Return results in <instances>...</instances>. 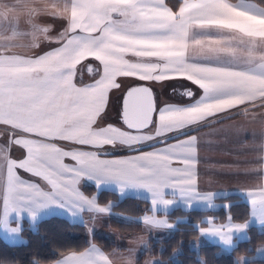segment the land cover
Returning a JSON list of instances; mask_svg holds the SVG:
<instances>
[{"label": "crops", "instance_id": "obj_1", "mask_svg": "<svg viewBox=\"0 0 264 264\" xmlns=\"http://www.w3.org/2000/svg\"><path fill=\"white\" fill-rule=\"evenodd\" d=\"M53 1L54 7L63 1L73 3V0ZM74 1L77 6L71 10L77 9L88 17L93 1ZM193 2L187 12L179 14L184 20L179 22L189 28L188 34L183 33V52L192 50L197 57L206 55L210 51L202 44L203 35L229 36L231 43L223 48L229 51L228 63L222 64L226 60H221L218 64L229 66V70L217 71L220 78L200 85L199 91L192 85L184 87L191 89V95L181 88L180 93L191 97L190 101L163 103L156 108L155 128L135 131L118 119L122 93L119 95L116 85L111 84L114 67L107 72L105 66L110 57L118 63L124 58L121 50L126 49L119 44H101L97 51L103 53L105 60L94 53L95 46L88 44V37L84 46L81 41L64 46L56 43L58 40L47 42L45 31L37 26H24L28 19L34 18L32 13L48 12L46 0H0L1 241L8 245L25 243L23 226L32 230L50 216H62L84 225L87 212L111 210L108 206L115 201L99 202L96 192L88 194L83 190L84 182L92 183L97 191H113L119 199L133 196L147 200L150 213L134 216L114 211V215L122 217V221L136 220L140 226L154 227L160 239L169 236L177 224L189 222L185 217L172 220L158 215L175 208L187 211L222 208L225 212L222 219L208 215L191 224L198 230L200 244L216 243L224 251L249 239L248 226L264 230V6L255 0L231 1L229 17L225 18L216 9L202 14L199 8L202 3L211 10L217 5L216 0ZM191 8L194 10L190 11ZM201 15L223 21L195 20L203 18ZM15 20L20 23L15 25ZM154 28L157 30V25ZM222 28L227 29L226 33L220 32ZM27 51L35 53L29 55ZM88 58L91 59L87 63V76L77 77V73L75 76V65ZM150 69L157 71L152 64ZM208 99L246 100V109L260 112L255 126L257 144L251 146L246 158L252 176L244 187L218 190L199 187V179L206 172L205 158H210L203 143L214 135L207 133L211 129L207 125L197 124L227 107H221L226 102L212 106ZM193 126L197 127L192 128V133H185ZM175 131L179 133L176 136ZM223 146L228 153V146ZM126 147L131 151L125 153ZM112 148L123 150L115 155ZM230 194H239L241 198L229 203L219 201V197ZM237 202L246 205L245 221L232 219L228 211ZM113 259L109 251L90 242L84 250L65 252L47 264H120Z\"/></svg>", "mask_w": 264, "mask_h": 264}, {"label": "rangeland", "instance_id": "obj_2", "mask_svg": "<svg viewBox=\"0 0 264 264\" xmlns=\"http://www.w3.org/2000/svg\"><path fill=\"white\" fill-rule=\"evenodd\" d=\"M92 1V7L87 11L88 17H84L83 13L77 9L74 11L73 9L71 10V8L77 6L74 0L73 3L63 1L59 6L57 5L55 7L53 0H46L45 8H47L48 12L32 13L31 15L34 18L28 19L24 26L39 27L40 30L45 31L44 36L47 42L51 40V43H53L54 41L52 40H58L56 43L59 42L63 46L64 44L70 45L80 41L82 46H84L87 42L86 38L88 37L90 38L88 44L95 46L94 48L96 50L95 52L93 50V52L100 57H103V53L97 51V49L100 48L101 44L105 46L108 44L113 46L119 44L122 49H126L120 52L125 59L122 58L117 63L113 57L108 58L109 60L103 57L106 60L105 66L107 67V72L114 67V74H111V84L116 85L115 89L120 95L128 84L142 80L141 78H150L151 80L142 81L147 82L153 87L157 109L168 101H176L179 103L190 101L191 97H184L180 93L181 88L192 85V87L199 91L201 88L200 85L206 86L209 84V80L220 78V73H216L217 71L229 70V66L218 65L221 60H226L222 61V64L228 63L227 57H229V51L223 48L230 45L229 36L222 34L203 35L205 41L202 44L210 51L206 55L203 52L204 54H200L197 57L196 54H193L194 51L192 50L183 52L184 42L182 37L183 33L185 35L189 33V28L179 22L184 21L180 19L179 14L183 10L187 12L189 6H192L194 3L193 0H177L176 8L171 7L166 0ZM219 1L220 3H218ZM219 1L216 0L218 6L213 5L214 8L211 10L200 3L199 8H201L202 14L215 11L216 9L218 12L223 13L225 18H228L231 0ZM79 6L82 8L81 5ZM88 7H90V4H88ZM54 8L56 10L55 12H53ZM193 10L191 8L190 11ZM201 16L203 18H197L195 20L199 22L204 20L213 22L223 21L216 17L215 19H211L209 17L204 18L206 15ZM17 22L20 23L19 20H15V25ZM156 25L157 30L154 28ZM168 29L169 32L167 33ZM226 30L222 28L220 32L224 34ZM117 31L120 33L117 34ZM151 32L152 35H150ZM190 48H192V45ZM28 50L33 51L34 49L28 48ZM27 53L32 55L35 52L27 51ZM188 55L190 56L188 57ZM89 59L91 58L85 59L79 62L78 65H75L76 69L73 72L75 76L76 73L77 77L81 75L87 76V63ZM95 61L100 65L99 60L95 59ZM151 64L152 68L157 67L156 72L150 69ZM221 67L223 68L221 69ZM214 74H217V76H214ZM244 76L241 77L244 78ZM172 88L174 89L173 91L171 90ZM207 101L212 106L216 103L219 105L226 102L227 105H221V107H227L223 109L224 112H216L212 116H209L207 120L197 124L199 127L207 125L208 129L211 128L207 133L209 132V134L214 135L207 137L203 143L210 158H205L207 160V165L205 166L206 172L204 171L205 173L203 175L205 176L199 179V187L205 190L244 187L248 183V177L252 176L251 171L247 167L246 158L249 157L251 146L254 147L257 144L255 126L260 112L256 109H246V100L208 99ZM157 109L154 113L152 124L144 130H153L155 128L158 119ZM197 126L191 127L185 133H192L194 131L192 128L196 129ZM223 129L225 130L222 131ZM180 132L182 134L184 130ZM178 134V131H175L174 135L176 136ZM80 141H82V138ZM224 144L228 146V153L224 152ZM128 148H125V153L131 151ZM118 150L112 148L111 152H114L116 155L118 154ZM214 155H216V158H213ZM220 155L222 157L218 158ZM89 184L95 188L93 192L97 193V200L99 202L107 203L109 200L115 201L116 198L108 199V196L103 193L98 198L101 190L97 191L92 183ZM242 193L239 194L241 195ZM239 194L219 197V201L227 203L232 200L239 201L241 198ZM111 204L112 202H110L108 208L113 211H90L85 214V224L83 225L85 233L88 235L93 232L110 237L115 242V245L108 250L101 247L109 251L111 258H115L113 260L120 264H168L159 255L150 253L152 245L161 238V236L158 237L159 234H156L154 227L143 224L134 229L123 228L121 224L114 221V219H124L122 217H115L114 211L117 212V210L112 209ZM205 211L207 212L201 218L209 215L212 218L222 219L225 213L222 208ZM143 213H150V209L148 212ZM168 213H158V215L166 216ZM176 217H185L187 220V216L179 215ZM126 220L128 221L129 219ZM178 225L180 224H177V227ZM35 228L32 230H35ZM200 243L201 239L198 235L190 240L192 247H198ZM162 247L163 243H159L158 248L160 249ZM256 247L257 249L255 248L253 253L240 255L237 259L238 264H245L244 262L250 258L264 257V242L258 243ZM179 250L180 248H176L172 252L171 256L173 260L177 259Z\"/></svg>", "mask_w": 264, "mask_h": 264}, {"label": "trees", "instance_id": "obj_3", "mask_svg": "<svg viewBox=\"0 0 264 264\" xmlns=\"http://www.w3.org/2000/svg\"><path fill=\"white\" fill-rule=\"evenodd\" d=\"M255 1L264 6V0ZM166 2L176 8L177 0H166ZM82 188L87 193L95 190L89 183L82 184ZM101 193L107 195L108 199L116 198L112 209L118 212L139 216L150 209L147 207L148 201L142 198L125 196L119 199L115 192L109 190H101L98 198ZM228 211L234 220L245 221L247 218V208L243 202L233 203ZM206 212L196 209L188 211L181 208L173 209L166 215L168 218L174 219L176 216L183 215L187 216L189 222L178 225L169 236L157 240L152 245L150 253L159 255L168 264H238L237 256L253 253L256 245L264 242V230L259 231L255 226H248L249 239L237 242L230 251H224L218 244L211 242L192 247L190 240L197 236L198 230L192 226L191 221H200L201 216ZM114 221L125 229H134L140 226V222L136 220L114 219ZM22 235L26 241L19 245H8L0 240V264H47L65 252L84 250L90 242L107 250L115 245L114 241L105 235L92 233L88 237L83 224L73 223L58 215L39 221L35 230L23 226ZM159 243H163V247L160 249L158 248ZM176 248H180V250L177 253V259L173 260L171 255ZM244 263L264 264V258H250Z\"/></svg>", "mask_w": 264, "mask_h": 264}, {"label": "water", "instance_id": "obj_4", "mask_svg": "<svg viewBox=\"0 0 264 264\" xmlns=\"http://www.w3.org/2000/svg\"><path fill=\"white\" fill-rule=\"evenodd\" d=\"M191 94V90L186 92ZM156 106L153 87L144 81L134 82L121 95L118 119L130 130H144L152 124Z\"/></svg>", "mask_w": 264, "mask_h": 264}, {"label": "flooded vegetation", "instance_id": "obj_5", "mask_svg": "<svg viewBox=\"0 0 264 264\" xmlns=\"http://www.w3.org/2000/svg\"><path fill=\"white\" fill-rule=\"evenodd\" d=\"M189 90H191V89H189V88H185V89L183 88V89H182L183 93H186V92L189 91ZM180 91H181V90H180Z\"/></svg>", "mask_w": 264, "mask_h": 264}]
</instances>
